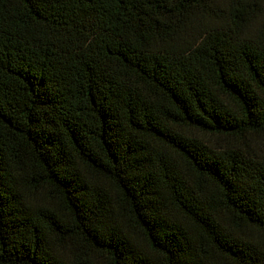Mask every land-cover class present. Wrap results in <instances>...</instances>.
Returning <instances> with one entry per match:
<instances>
[{
    "label": "trees",
    "instance_id": "trees-1",
    "mask_svg": "<svg viewBox=\"0 0 264 264\" xmlns=\"http://www.w3.org/2000/svg\"><path fill=\"white\" fill-rule=\"evenodd\" d=\"M0 264H264V0H0Z\"/></svg>",
    "mask_w": 264,
    "mask_h": 264
}]
</instances>
